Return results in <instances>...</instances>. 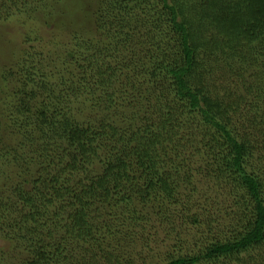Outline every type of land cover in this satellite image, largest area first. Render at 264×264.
I'll return each mask as SVG.
<instances>
[{
	"label": "trees",
	"instance_id": "16d2710c",
	"mask_svg": "<svg viewBox=\"0 0 264 264\" xmlns=\"http://www.w3.org/2000/svg\"><path fill=\"white\" fill-rule=\"evenodd\" d=\"M10 1L0 264H146L155 225L162 264H264V0Z\"/></svg>",
	"mask_w": 264,
	"mask_h": 264
},
{
	"label": "rangeland",
	"instance_id": "374dc122",
	"mask_svg": "<svg viewBox=\"0 0 264 264\" xmlns=\"http://www.w3.org/2000/svg\"><path fill=\"white\" fill-rule=\"evenodd\" d=\"M80 1H82V0H80ZM10 2H12V6L15 8V10L20 8L21 12L18 13L17 15H24V13H27L28 16L32 17L34 20L44 19V17L47 16L50 13V11L53 10V8H61V6H62L60 0H11ZM17 2L21 3V5L14 6L15 3H17ZM68 3L73 4L74 0H69ZM15 13H16V11H15ZM10 22L14 23V22H17V20L9 19V21L7 23L8 25L5 24L4 26H0V48L5 53V54H3V58L5 61H9V60L12 61L14 58L15 52L18 50L19 53L17 55H21L20 52L22 50L19 47V45H21L20 44L21 43L20 34H18V32L13 29L14 27L9 26ZM71 31H72V29L69 30V32H71ZM41 34H42V38L45 39V45H46V49L41 52L43 57L44 58L49 57V53H48L49 51L48 50H50V49H52L53 51H58V53H59L61 45H58L57 38L53 37V35H52V34H54L53 29L49 28V27H45L41 31ZM5 40H7V41H5ZM60 42L64 43V41H62V40ZM62 45H65V44H62ZM1 64H3V59H0V66H2ZM234 78H235L234 81H236V82H237V80H239L237 77H234ZM201 183L198 185H200V187L202 188L203 184H201ZM214 186L215 185H213V187ZM0 188H1L0 192H2V195H3L4 191H5L4 185L2 184L0 186ZM204 194H205V191L203 192V195ZM210 194H211V197L215 196L214 195L215 192H214L213 188H211ZM200 195H202V194H200ZM200 197L201 196H199V195H195L196 199H199ZM118 220L122 222L120 211L117 212V220L114 223L118 222ZM155 228H156L155 230H152L150 227H148V230L146 231L147 234L149 232H153L154 234L159 233L158 237H156V240H158V244H156V245L153 244L155 246L154 247L155 248L154 249L155 250L154 256H153V254H149L148 257H145V255H143L146 258V264H162L161 263L162 256L165 255L169 249H171V247L173 246V243L174 244L177 243L175 241L173 242V240H171V239H168L165 232L163 230H161V228L158 225H155ZM184 237L186 238V240H189L188 236L184 235ZM62 238H63V236L61 235L57 239L62 240ZM124 242L125 243H123L124 244L123 247H126L127 248L126 250L129 251L133 257H137L140 253H144L147 256V253L149 250H147L146 242L140 241V242H138L137 245L135 244L136 242L135 243H133V242L130 243V242H126V241H124ZM12 246L13 245H10V243L6 242L5 240H3L0 237V248H3L4 251L9 250L12 252V250H14L16 248V247H12ZM140 256H142V255H140ZM137 258H139V257H137ZM137 258H135V260L137 263H139Z\"/></svg>",
	"mask_w": 264,
	"mask_h": 264
}]
</instances>
